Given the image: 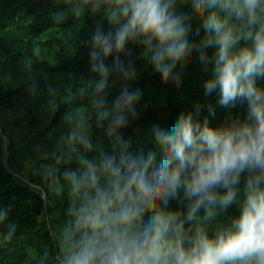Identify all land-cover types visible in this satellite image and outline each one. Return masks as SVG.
Wrapping results in <instances>:
<instances>
[{"label":"clouds","instance_id":"1","mask_svg":"<svg viewBox=\"0 0 264 264\" xmlns=\"http://www.w3.org/2000/svg\"><path fill=\"white\" fill-rule=\"evenodd\" d=\"M74 11L97 18L80 77L88 102L23 162L60 209L35 264H264V0H75ZM193 59L209 73L204 102L146 141L129 135L142 115L137 63L179 87ZM27 90L57 111L55 82ZM12 210L0 204L4 242Z\"/></svg>","mask_w":264,"mask_h":264},{"label":"trees","instance_id":"2","mask_svg":"<svg viewBox=\"0 0 264 264\" xmlns=\"http://www.w3.org/2000/svg\"><path fill=\"white\" fill-rule=\"evenodd\" d=\"M74 7L75 0H0V80L40 73L78 78L87 75L88 50L84 41L97 18L86 12L77 15ZM36 49L40 50L39 56ZM137 67L139 79L135 86L144 92L140 106L142 115L136 125L128 130L129 135H139L140 140L146 141L147 130L154 123L170 126L171 120L180 111L190 108L193 101L204 102L201 85L209 73L195 59L189 64L179 87L165 84L150 67H144L139 62ZM16 95V92L4 91L0 85V111L14 108ZM87 102L82 83L75 85L59 102L47 130L59 126L65 110L75 105H86ZM224 116L225 110L217 108L212 123H219ZM32 117V123L40 122L38 116ZM136 128L141 130L139 134ZM5 133V130L4 135L0 133V204L13 206L11 218L18 222V229L12 241L0 240V264H35L36 255L52 248L55 235L51 230L52 213L60 209L58 205L50 204L48 197L29 184L23 166L13 157L12 136L11 154L6 161ZM46 205L50 214L45 219ZM235 213V207L229 210V214ZM3 231L5 229L0 227V232Z\"/></svg>","mask_w":264,"mask_h":264},{"label":"rangeland","instance_id":"3","mask_svg":"<svg viewBox=\"0 0 264 264\" xmlns=\"http://www.w3.org/2000/svg\"><path fill=\"white\" fill-rule=\"evenodd\" d=\"M55 82L61 89L60 102L64 99V94L69 93L77 84H80V78L71 75L49 76L43 73L29 75L27 77H4L0 80V85L4 91H13L16 106L11 109L0 111V133L6 131L4 139V152L6 161L10 158L11 136L14 144L12 151L15 160L23 166L26 157L31 153L33 146L45 140L49 132L56 128H49L53 111L48 105L46 92L39 95H32L27 90V86L33 80H39L44 83V78ZM32 113V114H31ZM32 116H38L40 122L32 123ZM58 128V127H57ZM4 135V134H3Z\"/></svg>","mask_w":264,"mask_h":264}]
</instances>
